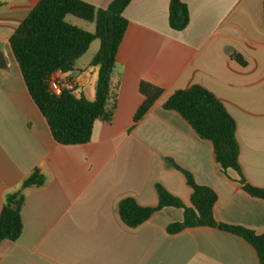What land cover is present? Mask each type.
Returning <instances> with one entry per match:
<instances>
[{
	"label": "crops",
	"instance_id": "crops-1",
	"mask_svg": "<svg viewBox=\"0 0 264 264\" xmlns=\"http://www.w3.org/2000/svg\"><path fill=\"white\" fill-rule=\"evenodd\" d=\"M40 1L0 0V53L7 64L0 67V213L7 194L36 168L46 179L24 191V229L16 242L0 244V264H260L249 243L218 228L169 233L182 210H161L132 229L120 219L118 204L132 197L141 206H156L160 185L190 205L183 170L216 192L218 222L264 232V200L243 189L236 171L225 175L212 143L164 109L176 91L193 85L214 94L237 123L244 178L264 189V0H182L190 14L182 31L170 27L171 0H132L117 54L114 121L96 122L91 141L80 145L56 142L10 44ZM83 1L106 9L113 0ZM68 21L95 31L94 24L86 29ZM91 47L74 71L52 78H77L76 94L94 100L98 68L91 65L97 53L89 56ZM142 81L163 94L135 123L145 100Z\"/></svg>",
	"mask_w": 264,
	"mask_h": 264
},
{
	"label": "trees",
	"instance_id": "trees-1",
	"mask_svg": "<svg viewBox=\"0 0 264 264\" xmlns=\"http://www.w3.org/2000/svg\"><path fill=\"white\" fill-rule=\"evenodd\" d=\"M132 0H113L106 9H99L83 0H41L10 38V44L20 66L30 95L46 118L56 142L62 145H80L91 141L96 122L114 121L119 99L120 78L117 74V54L128 28L124 11ZM73 16L95 25L94 33L72 22ZM190 22L187 5L182 0H171L170 27L186 29ZM100 48L91 65L98 68L96 96L89 100L74 91L63 90L61 95L51 92L49 81L55 73L72 72L96 41ZM232 57L245 64L238 54ZM0 53V67H6ZM145 100L134 116L138 123L163 94V89L146 81L139 86ZM165 110L177 112L202 139L212 143L214 156L222 172L234 170L240 175V184L252 197L264 200V189L249 184L240 164V146L236 137L237 123L222 102L200 85L176 91L164 104ZM192 190L190 205L157 186L158 205L141 206L132 197L121 200L118 214L129 228L136 229L164 209L182 210L183 218L168 226L169 233H178L192 227H214L249 243L264 264V232L257 234L241 226L220 223L214 216L218 196L207 186L196 183L194 177L183 171ZM45 176L35 169L19 190L7 194L0 213V244L16 242L22 235L24 224L22 209L24 191L45 184Z\"/></svg>",
	"mask_w": 264,
	"mask_h": 264
},
{
	"label": "built area",
	"instance_id": "built-area-1",
	"mask_svg": "<svg viewBox=\"0 0 264 264\" xmlns=\"http://www.w3.org/2000/svg\"><path fill=\"white\" fill-rule=\"evenodd\" d=\"M0 6H1V3H0ZM77 86H78L77 78L73 79L72 81L66 82V83H60L54 78H51L49 81V87H50L51 92H53L54 94L58 96L62 94L63 90L74 91L77 93Z\"/></svg>",
	"mask_w": 264,
	"mask_h": 264
},
{
	"label": "rangeland",
	"instance_id": "rangeland-1",
	"mask_svg": "<svg viewBox=\"0 0 264 264\" xmlns=\"http://www.w3.org/2000/svg\"><path fill=\"white\" fill-rule=\"evenodd\" d=\"M68 20L74 21V22H76V23L82 25V26L85 27L86 29H87V28H92V26H93V25H91V23H88V22H86V21L80 20V19L75 18V17H73V16H69V17H68ZM99 48H100V41L96 40V41L94 42L93 46L91 47V50L89 51V56H90L93 52L98 51ZM83 60H84V59H83Z\"/></svg>",
	"mask_w": 264,
	"mask_h": 264
}]
</instances>
